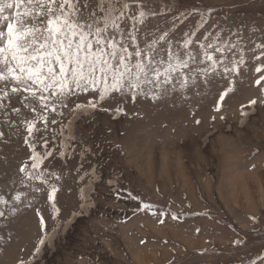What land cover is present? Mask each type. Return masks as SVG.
I'll use <instances>...</instances> for the list:
<instances>
[{"label":"rangeland","instance_id":"374dc122","mask_svg":"<svg viewBox=\"0 0 264 264\" xmlns=\"http://www.w3.org/2000/svg\"><path fill=\"white\" fill-rule=\"evenodd\" d=\"M148 3L168 9L148 30L175 22L177 42L194 32L195 40L219 34L237 43L227 56L239 59L243 49L240 74L218 72L208 85L198 78L155 102L116 97L95 110L65 109L68 157L46 162L61 176L51 181L59 188L53 201L50 189L33 192L20 183L18 169L30 155L25 132L0 113V193L23 194L15 215L0 218V264H264V81L255 84L264 75L255 72L264 64L255 59L264 51L256 48L264 44V0ZM146 203L157 215L143 210ZM41 216L51 238L34 255Z\"/></svg>","mask_w":264,"mask_h":264},{"label":"snow or ice","instance_id":"6c2138e0","mask_svg":"<svg viewBox=\"0 0 264 264\" xmlns=\"http://www.w3.org/2000/svg\"><path fill=\"white\" fill-rule=\"evenodd\" d=\"M167 14V6L157 11L148 0H0V113L10 128L19 124L25 132L30 155L29 162L18 169L22 185L33 192L50 189L47 198L55 199L59 188L51 181L61 176L50 171L46 162L68 157L63 137L71 122L64 124L65 109L72 114L95 110L116 97L133 103L140 97L155 102L177 85L181 90L195 85L198 78L208 85L218 72L240 74L246 63L243 49L239 59L234 55L229 61L228 52L239 46L221 41L219 34L211 40L207 35L195 40L194 32L186 33L177 42L171 36L175 22L168 29L148 30L151 19ZM256 48L264 49V44ZM255 59H264V51ZM255 72H264V64ZM262 81L264 75L255 81L256 86ZM231 91L220 94L217 111ZM89 94L92 98L86 104L74 100ZM256 103L250 100L249 106ZM115 111L124 110L117 107ZM4 135L0 131V139ZM21 203L20 192L11 197L0 193V206H4L0 218H6V212L15 215ZM153 207L146 203L143 210L157 215ZM171 218L178 219L176 214ZM40 226L42 235L34 255L51 238L42 216Z\"/></svg>","mask_w":264,"mask_h":264}]
</instances>
